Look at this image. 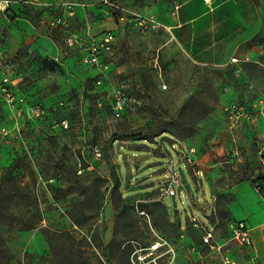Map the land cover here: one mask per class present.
<instances>
[{
	"label": "rangeland",
	"instance_id": "1",
	"mask_svg": "<svg viewBox=\"0 0 264 264\" xmlns=\"http://www.w3.org/2000/svg\"><path fill=\"white\" fill-rule=\"evenodd\" d=\"M32 1L1 12L2 28L11 22L22 37L14 56L4 47L13 49L19 36L11 46L0 44L13 67L12 89L45 112L20 126L0 94V127L7 129L0 134V182L9 175L5 189L14 200L0 218L7 264H70L60 242L52 251L44 229L72 233L80 244L67 246L74 254L82 247L90 264H222L221 254L202 244L204 231L192 217L214 229L215 241L239 264H264L256 240L251 248L231 233L244 211L262 203L255 181L264 175V13L262 30L233 65L195 67L160 54L155 68L128 45L143 42L148 30L127 29L100 66L90 67L83 50L69 45L66 24L49 21L47 0ZM108 1L96 0L103 31L115 30L105 26L120 18H143V9L158 2ZM54 15L57 21L64 12ZM164 130L176 135L155 138ZM114 172L122 198L113 196ZM173 176L176 195L164 197ZM71 186L86 194L68 193ZM37 210L40 225L21 231V214Z\"/></svg>",
	"mask_w": 264,
	"mask_h": 264
},
{
	"label": "crops",
	"instance_id": "2",
	"mask_svg": "<svg viewBox=\"0 0 264 264\" xmlns=\"http://www.w3.org/2000/svg\"><path fill=\"white\" fill-rule=\"evenodd\" d=\"M29 1L34 4L32 0ZM46 3L51 6L49 21L53 25L55 22L63 21L66 24L64 26L68 28L69 40L74 37H94L112 31L116 36L115 47L120 31L134 30L126 23L125 18H120L118 23H109L105 26L115 30L103 31L102 10L97 9L96 0H47ZM263 5L264 0H210L209 3L204 0H158L152 7L146 6L142 13L153 22V27L148 29L143 42L131 40L128 45L143 50L141 61L151 57L150 62L157 64L155 68H158L160 54L167 57L173 55L179 60L184 58L195 67L233 65V59L239 63L240 59L236 56L244 55L245 45L262 30ZM57 9H62L64 15L63 19L56 21L54 11ZM17 21L30 24L27 18H16L15 22ZM8 26L9 29L5 30ZM12 28L11 22L8 25L5 23L4 29L2 28L0 12V44L4 39L6 46H11L13 39L19 36V41L12 46L13 49L4 47L8 56L17 54L22 40L21 34ZM38 50L43 53L42 49ZM0 51H2L1 47ZM11 108L17 114L20 126L24 125L25 109L20 106ZM260 197L262 203L257 204L255 209L251 208L252 212L244 211L241 215L242 220L238 222H245L250 228L254 242L251 248L255 246L254 240H256L259 244L257 251L264 253V198L261 195ZM243 219L255 221L253 228ZM231 256L238 262L233 250Z\"/></svg>",
	"mask_w": 264,
	"mask_h": 264
},
{
	"label": "built area",
	"instance_id": "3",
	"mask_svg": "<svg viewBox=\"0 0 264 264\" xmlns=\"http://www.w3.org/2000/svg\"><path fill=\"white\" fill-rule=\"evenodd\" d=\"M206 3H209L210 0H204ZM21 0H0V12H7L14 6L15 3H20ZM99 3L104 5L109 4L108 0H99ZM71 8L70 5H67ZM61 21V20H60ZM127 24L131 26L134 30L145 31L153 27V22L146 17L132 19L130 21H126ZM116 42V36L114 32L107 31L98 36L89 37V38H78L74 37L69 40V45L74 46L75 44L83 50L84 64L90 67H97L101 64V59L104 54L109 53L113 50V47ZM233 62L236 63L237 60L233 59ZM157 67V64L155 65ZM13 67L9 62L5 59L2 51H0V71L1 72V81H0V94L4 96L5 101L11 107L20 106L25 109L26 120L25 122L35 121L36 119L43 118L45 112L40 106H31L27 102L26 96L22 92L14 91L12 86L14 85L11 79V71ZM100 83V82H99ZM165 87V86H164ZM116 111L121 110L122 106L118 103V106L115 107ZM236 109L235 106L230 110ZM119 115V112H118ZM64 123V127L67 128L66 122ZM7 129L0 127V134L6 133ZM96 156L101 157V152L97 149ZM180 185L179 181L173 176L169 181V185L165 188L162 196H175L176 188ZM192 224L195 228H201L204 231L202 244L204 246L209 247L212 251H216L221 254L222 264H238L236 260H234L231 256V251L229 248H224L223 244H219L215 241V231L213 229L210 230L207 226L202 224L197 217H192ZM231 233L234 239L243 243L246 246H253L254 242L251 236V230L245 222H236L231 226Z\"/></svg>",
	"mask_w": 264,
	"mask_h": 264
},
{
	"label": "trees",
	"instance_id": "4",
	"mask_svg": "<svg viewBox=\"0 0 264 264\" xmlns=\"http://www.w3.org/2000/svg\"><path fill=\"white\" fill-rule=\"evenodd\" d=\"M27 102H28V100H27ZM28 104H29V102H28ZM31 106H33V105H31ZM162 134H168V135H172V136L176 135L171 130H164L163 133L157 134L155 136V138L162 135ZM135 139H137V138H133V140H135ZM140 140L149 141L148 138H140ZM7 177H9V175ZM7 177L4 178L2 180V182H0V218H2V221L5 220L6 215H7V214H5V207L9 206L14 201L13 197H10L6 193L5 187L7 185V179H8ZM113 178H114V182H115V186L113 189V196L117 197V198H122L123 194L119 188L120 187V177L116 172H114ZM8 182H11V181H8ZM255 183L261 189L260 195L264 198V175H259L256 178ZM67 192L68 193L80 192L82 195L86 194L85 190L82 187H77V186H71L70 188H68ZM93 192H94V196L98 197L99 190L95 189V190H93ZM1 206H2V209H1ZM1 211H2V213H1ZM29 214L30 213L21 214V220H19V222H18L20 225L19 229L21 231L33 230L36 227H38L42 221L40 210H37L34 215H29ZM72 219L77 220L78 217L72 216ZM44 232H45L46 239H47L49 246L52 249V251L53 250L55 251L56 244L58 242H60L63 245V248L61 247V249H62L64 254H67L64 256V259H67L70 264H90L87 260H85L83 258V255H82L83 252L81 250L82 247H78L77 250L75 251L76 253L74 254L72 246H67L68 241L76 242V238L72 233H70V232H52L49 229H44ZM76 243H77V245L80 244V242L79 243L76 242ZM76 243H74L73 245H75ZM1 255H2V260H0V263L7 264L11 258L9 256V250L4 244V238H3V236H1V233H0V256Z\"/></svg>",
	"mask_w": 264,
	"mask_h": 264
}]
</instances>
